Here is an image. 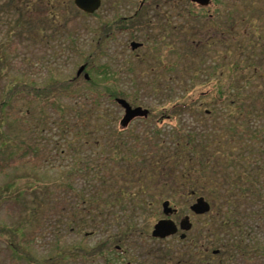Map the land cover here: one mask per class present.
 Here are the masks:
<instances>
[{
    "label": "rangeland",
    "instance_id": "rangeland-1",
    "mask_svg": "<svg viewBox=\"0 0 264 264\" xmlns=\"http://www.w3.org/2000/svg\"><path fill=\"white\" fill-rule=\"evenodd\" d=\"M30 2L27 10L17 6L18 0H0V101L10 80H35L39 85L53 75L82 89L90 80L115 83L117 97L148 108L150 115L121 130L122 107L106 98L98 107L82 106L79 97L67 99L63 102L71 106V116L84 110L90 120L86 137L74 145L69 143L71 130L58 123L54 109L47 112L48 121L35 112L31 126L22 127L25 132L16 123L20 114L0 123V158L10 156L11 150L4 149L9 133L20 132L17 144L40 149L0 171V264H46L48 257L60 264H264V106L252 102L255 95L264 96V0H212L206 8L193 6L191 0H102L93 14L79 10L73 0ZM232 37L247 49L239 54L251 83L244 89V102L251 113L262 110L259 115L249 113L248 121L239 117V104L218 103L214 94L201 96L212 84L210 78H218L215 71L225 70L227 45L236 47L225 39ZM131 41L142 46L132 50ZM84 64L86 70L78 75ZM196 67L197 74L192 70ZM26 106L15 102L11 115ZM30 107L33 111L38 103ZM240 124L247 131L236 134L233 127ZM187 134L194 136L196 148L207 141L220 160L215 171L222 183L211 211L203 215L194 213L191 205L200 196L211 203L209 190L177 178L189 168V158L195 160L190 166L194 170L201 158L179 147ZM227 139L233 141L227 145ZM156 145L164 147L157 156ZM168 153L173 159L151 166ZM82 158H88L91 168L81 172ZM102 168L109 173L101 175ZM242 173L253 178H240L228 194L225 178ZM29 180L39 181L40 190L13 188L14 182L26 187ZM56 180L63 189L54 193ZM120 189L135 194L125 198ZM101 193L99 202L115 205L97 203L100 209L91 215L77 214L81 195L97 198ZM167 199L178 211L170 216L174 221L190 217L192 228L185 239L181 230L163 240L151 236L154 225L167 217ZM42 201L57 206L45 221L38 215ZM72 248L74 252L61 259V252Z\"/></svg>",
    "mask_w": 264,
    "mask_h": 264
},
{
    "label": "trees",
    "instance_id": "trees-1",
    "mask_svg": "<svg viewBox=\"0 0 264 264\" xmlns=\"http://www.w3.org/2000/svg\"><path fill=\"white\" fill-rule=\"evenodd\" d=\"M26 2L28 5H26ZM23 3V4H21ZM30 0H18V4L17 6H21L24 5V8H27L30 5ZM62 3H64V1H62ZM55 4V3H53ZM192 5L194 6V4L192 3ZM30 9V7L27 8V10ZM51 15L55 16L54 14L51 13ZM57 15V14H56ZM197 17L194 16V18ZM248 21L251 22V19H247ZM245 20V21H247ZM240 23V22H238ZM238 23H234L235 25H238ZM253 28L254 25H253ZM246 32H248V28L246 29ZM249 33V32H248ZM248 36V35H247ZM238 39L236 38H229V39H225V44H229V42L233 43L236 45V47L231 48L230 46L227 45L226 51H225V57L229 59V62L226 63V68L225 70H216L215 73H218V78H210V82L212 83L209 88L205 91H201V96L202 95H210V94H214L215 95V99L216 102L218 103H228V105H232L234 103L239 104V106H237L236 108L238 109V114L239 117H241V120H245L248 121V119L250 118L251 115H255L261 113L262 110L260 109H256L251 111L249 110V108L246 106V102H244V98L248 96V94H244L246 87H249L250 83V79L249 76L246 73V68L244 67V65L240 62L241 58L239 56L240 53H244V50L242 48L243 43L242 44H238L237 43ZM263 46V45H261ZM248 48V47H246ZM247 50V49H246ZM245 50V51H246ZM236 51H240V52H236ZM221 52L220 56H224ZM223 58V57H222ZM233 58L234 60L230 59ZM217 60V59H216ZM215 64H220L219 61L215 62ZM195 66H197V64H194ZM216 68L214 67V70ZM194 70V73L197 74V72L199 71V68H195L192 69ZM115 74V73H114ZM200 75V74H199ZM222 77H224L225 79L227 78V82H222ZM116 78V76H115ZM33 82V84H31L30 82ZM30 82L27 80H19V79H13L8 81L7 83V90L5 92V94L3 95V97L1 98L0 101V123L1 124H5L8 122V120H13V118L16 115H19L18 118V122L17 125L19 126L20 129H22V127L24 126H31L30 122L32 121L33 115L35 112H42L43 115L45 116V120L48 121V116H46L47 112H49V110L54 109L57 113H58V123L60 125H62L66 130H71L72 134H71V140H69V143H71L72 145H74L75 143H78V141H81L80 139L86 137L87 135V130L85 129L86 126H88L89 124V118L87 116V114L84 112V110H80L78 114H76L74 117L71 116V106L65 104L66 100L68 99H72V98H78L81 101V105H89L92 104L91 106L93 107H98L101 103V100L106 98L109 101H111L113 104H116L115 98L118 96L119 90L116 86V84L114 83H109L110 86H107L106 83H99L97 81L94 80H90L92 82V84H89L90 86L88 88H79L74 86V84L69 80H60L58 78H56V76L51 75V77H49L48 81H46V83L43 84H39L37 85V81L35 80H31ZM88 86V85H86ZM223 86L225 87L223 89ZM241 87V88H240ZM238 88V89H237ZM242 92V93H241ZM243 95H245V97H243ZM252 102H254V107L255 105H259L261 106V104L263 103L264 106V96L261 95H255L252 98ZM18 101H22L24 104H27L26 106V110L25 111H21V110H16L13 111L14 114H12V108L15 105V102ZM65 103H64V102ZM193 102V101H192ZM34 103H38V107L33 109V111H31V108H28L29 104H34ZM69 103V102H68ZM79 102H77L78 104ZM257 103V104H256ZM189 103H183V106H188ZM117 105V104H116ZM191 105V103H190ZM2 112V114H1ZM78 112V111H77ZM249 113H251V115H249ZM10 115V116H9ZM91 115V114H90ZM90 117V116H89ZM91 121L92 118H91ZM87 123V124H86ZM99 124H101V122H99ZM94 126V125H93ZM236 126V125H235ZM82 127V128H81ZM95 127H97V131L100 130V128H98L97 124H95ZM119 128V127H118ZM120 129L122 130L123 128L120 127ZM180 129V127H179ZM233 129H236V134H242L244 132H246L247 130L243 127L240 126L238 127H233ZM23 132L24 129H22ZM31 131V129H29ZM120 131V130H119ZM2 132V131H0ZM20 133V132H19ZM19 133H17L16 135L13 134H8L9 138H8V142H5L4 148L5 151L7 150H11L9 152V157H3L0 158V171L5 172L10 166H12L15 162L18 163L20 161L21 158H24L26 155H28V153L30 154V152H34V153H38V151H40V149H30L28 146L24 147L21 145V143L18 145L16 140L19 141V139L21 138L20 136H17ZM181 133V132H180ZM264 134V131L262 132ZM25 135V134H24ZM116 137V136H115ZM179 140V139H178ZM177 140V141H178ZM221 139L220 138H215V141L218 143ZM7 141V140H6ZM195 138L193 135L191 134H187V139L184 141L183 146L181 145V142L178 141V145L180 148H182L183 150H189V151H193L194 154L200 155L201 158L198 161V166L197 168L194 170V168H191L190 166L192 165L191 163H193L195 160L189 158L188 162L189 165H187L189 168L188 169H183L182 171H180V174H178L177 178L178 180H180L182 183H187L189 182V186L194 187V186H200L202 189H207L209 190V192L206 191V194L210 193V200L212 205L214 204V198L217 197L216 196V189L218 184L220 185V183H222V180L220 181L219 177H217L218 175H220V172L215 171L216 167L218 166V162L220 161L217 157L216 152L211 150V147H209V144L207 141H204V144L202 146V149L200 148H196V144H195ZM233 140L226 141V144H230ZM7 143V144H6ZM177 144V143H176ZM223 144V143H221ZM15 145V147H13ZM177 145V148H178ZM158 146L156 148L155 151V156H157L158 154H162V152L164 151V147L161 145H156ZM162 148H161V147ZM13 147V148H12ZM24 147V148H23ZM27 148V149H25ZM208 149V152H207ZM167 150V149H166ZM4 151V150H3ZM112 154H114L111 151ZM4 155V154H3ZM8 155V154H7ZM177 157V164H180L181 162V155L177 153L175 154ZM161 156V155H160ZM199 156V157H200ZM111 159H115L114 155L110 156ZM198 157V156H197ZM170 160L173 159V154L168 153L166 155L165 158L161 159L159 161V159L157 160V158L154 161V164H151V166L155 167V164L157 163H161L163 162V160L167 159ZM230 158L235 161L236 157L234 156V154H232L230 156ZM147 162V160H146ZM141 161L139 160L137 164H140ZM162 164V163H161ZM79 165V171H84L85 169H90V165L88 164V158H82L80 160ZM93 168L95 166V164L92 165ZM97 167L99 168L98 165H96V171H97ZM191 168V169H190ZM100 169V168H99ZM95 170V168H94ZM152 170H154V168H152ZM101 175L102 172L104 173H109V171L106 170V168H102L100 170ZM100 175V174H99ZM251 174H245L242 173L239 177L235 178V175H231L228 176L227 178H225L226 184L228 185V189H227V193L229 194V191H233L236 190L237 186L239 185V181L240 178H242L244 181L248 182L251 178L250 177ZM223 177H225L226 175H222ZM111 178V177H110ZM112 179V178H111ZM223 179V182H225ZM26 187H21V182H14L12 185L13 188L15 190H18V192H21V190L26 191L30 188L35 190H40V186L41 183L37 180H34L33 182H31L30 180L28 182L25 183ZM45 185V184H42ZM46 186V185H45ZM55 192L60 191L61 189H63V183L60 182V180H56L55 184L51 187ZM70 188H67V190ZM215 189V190H214ZM46 194V193H45ZM135 193H133L132 191L130 192H125V190H119V195L122 197L127 198V196H133ZM17 195V194H16ZM18 197H20V195H17ZM104 193L100 194L97 198H86V195H81L80 199H81V204L78 203V207H80L78 209V213L83 212L84 214H86L87 216L92 214V211L94 210H98L99 205L97 206L96 204H100L102 206L108 207V206H112L115 205L113 204L114 202H105L104 204H102L101 202H99L101 199H103ZM229 198L231 199V196L229 195ZM118 199V198H117ZM51 201V200H50ZM50 201L48 203H46L45 201H42L37 208H39V210L41 209V211L38 210V215H42L43 221H45L48 217L52 216L53 214L56 213V209L57 206H55V204L50 203ZM74 214L72 216V219L75 220L78 215ZM41 219V218H40ZM71 223V221H70ZM23 226H21L18 230H23ZM131 229V228H128ZM130 231V230H129ZM122 234H125L124 232ZM4 236V235H3ZM154 239V238H153ZM205 251L208 250V247L203 249ZM117 251V250H116ZM117 251L118 253L121 252ZM73 248L71 251L66 252L63 251L61 252L60 256L61 259L62 257H66L65 255L72 253ZM98 249L96 248V250L94 249L92 252L93 254H97ZM19 258L26 260L27 256L24 254H20L18 255ZM46 264H60L59 260H55L52 257H48L47 260L44 262ZM126 264H132L131 262H127Z\"/></svg>",
    "mask_w": 264,
    "mask_h": 264
},
{
    "label": "water",
    "instance_id": "water-1",
    "mask_svg": "<svg viewBox=\"0 0 264 264\" xmlns=\"http://www.w3.org/2000/svg\"><path fill=\"white\" fill-rule=\"evenodd\" d=\"M74 2L79 9L89 14L96 12L102 4V0H74ZM192 2H195L201 6H208L211 0H192ZM140 46H142V43L140 42H131V48L133 50ZM85 69V64L80 66L77 74L81 75ZM85 79H90L88 73H85ZM116 102L124 109V116L120 122L122 127H127L131 121L137 117H147L149 115L150 110L148 108H144L142 106H132L125 98L117 97ZM191 210L198 215H203L210 212L211 204L204 196H200L191 205ZM163 211L167 217L160 219L154 225L152 236L154 238L164 239L176 234L179 229H181L183 233L180 235V237L185 239L187 237L186 232L192 228L190 217L188 215L185 216L181 219L178 225L173 219L169 217L177 211L176 208L171 206L169 200H165L163 202Z\"/></svg>",
    "mask_w": 264,
    "mask_h": 264
},
{
    "label": "flooded vegetation",
    "instance_id": "flooded-vegetation-1",
    "mask_svg": "<svg viewBox=\"0 0 264 264\" xmlns=\"http://www.w3.org/2000/svg\"><path fill=\"white\" fill-rule=\"evenodd\" d=\"M211 17H212V15H209V17H208V18H209V19H211ZM213 39H215V36H214V35H213ZM224 39H225V38H224ZM215 42H217V40H215ZM220 42H224V41H220ZM209 43H210V42H209ZM209 43H208V44H209ZM177 212H178V211H177ZM177 212H176L174 215H176V214H177ZM171 216H173V214H172Z\"/></svg>",
    "mask_w": 264,
    "mask_h": 264
}]
</instances>
